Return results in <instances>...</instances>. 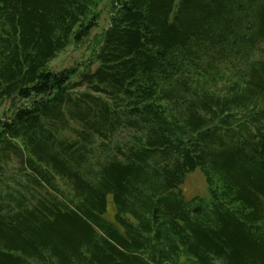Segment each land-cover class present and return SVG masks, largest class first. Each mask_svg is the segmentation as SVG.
Segmentation results:
<instances>
[{
    "label": "trees",
    "instance_id": "1",
    "mask_svg": "<svg viewBox=\"0 0 264 264\" xmlns=\"http://www.w3.org/2000/svg\"><path fill=\"white\" fill-rule=\"evenodd\" d=\"M102 1L0 0V264H264V0H118L52 70Z\"/></svg>",
    "mask_w": 264,
    "mask_h": 264
},
{
    "label": "rangeland",
    "instance_id": "2",
    "mask_svg": "<svg viewBox=\"0 0 264 264\" xmlns=\"http://www.w3.org/2000/svg\"><path fill=\"white\" fill-rule=\"evenodd\" d=\"M118 0H103L98 8L100 18L98 26L92 31L91 35L80 44H72L66 50L61 52L58 57L50 63V68L54 71H60L65 68L72 67L77 63L80 64L81 70L85 71L88 68L89 61L94 59V54L98 49L99 42L102 39L103 32L111 26V19L114 15L115 6ZM99 63L92 66V70L98 67ZM80 90H85V87ZM10 107L9 102H4L0 105V116ZM182 190L187 199H192L196 196L208 197V187L204 175L200 170L191 173ZM115 213L114 207L111 205L107 217L113 218Z\"/></svg>",
    "mask_w": 264,
    "mask_h": 264
}]
</instances>
